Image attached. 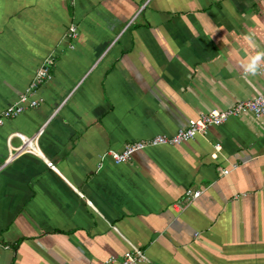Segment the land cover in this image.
<instances>
[{
    "label": "crops",
    "instance_id": "obj_1",
    "mask_svg": "<svg viewBox=\"0 0 264 264\" xmlns=\"http://www.w3.org/2000/svg\"><path fill=\"white\" fill-rule=\"evenodd\" d=\"M260 51L264 0H0V112L54 61L41 104L0 126V264H103L132 247L142 264H264V115L100 167L262 93L241 66ZM39 131V152L6 164L14 135Z\"/></svg>",
    "mask_w": 264,
    "mask_h": 264
},
{
    "label": "built area",
    "instance_id": "obj_2",
    "mask_svg": "<svg viewBox=\"0 0 264 264\" xmlns=\"http://www.w3.org/2000/svg\"><path fill=\"white\" fill-rule=\"evenodd\" d=\"M77 36V30L74 25H70L67 32V37L74 39ZM54 61L52 58H46L39 69L36 71L33 79L24 90V92L17 98L16 102L8 106L0 112V126L6 120L18 117L27 109L38 107L42 99L39 96L40 89L51 78V70ZM260 75L264 76V64L261 66ZM243 113H249L254 118L259 119L264 115V91L247 101L238 102L232 107L223 111H210L200 114L196 119L189 120L185 127L179 129L175 134L166 136L158 135L146 140L135 141L125 145L120 152L109 151L100 158V167L105 159L110 160L116 165L124 164L129 161L132 155L136 152L143 151L149 148L161 146H176L181 143L191 141L198 136H204L209 127H219L227 122L232 117H237ZM39 131L34 137L27 138L23 135L15 134L21 141V146L16 149L13 156L9 157L6 164L12 161L16 156L22 153L37 154L38 151V137ZM219 151V147H216ZM215 158L216 155L211 156ZM229 171H223L222 174L226 175ZM188 199H195L200 196V191H186ZM7 249V247H5ZM146 256L141 249L132 247L125 252L121 257H109L103 264H142L145 263Z\"/></svg>",
    "mask_w": 264,
    "mask_h": 264
},
{
    "label": "clouds",
    "instance_id": "obj_3",
    "mask_svg": "<svg viewBox=\"0 0 264 264\" xmlns=\"http://www.w3.org/2000/svg\"><path fill=\"white\" fill-rule=\"evenodd\" d=\"M245 41L251 47H255V43L251 36H245ZM264 63V51L257 52L254 56L248 58L247 62L242 63V67L244 69V73L246 75L255 76L260 72L261 64Z\"/></svg>",
    "mask_w": 264,
    "mask_h": 264
}]
</instances>
